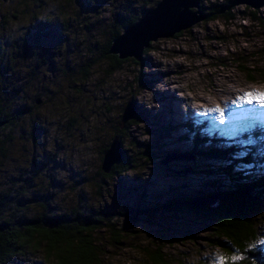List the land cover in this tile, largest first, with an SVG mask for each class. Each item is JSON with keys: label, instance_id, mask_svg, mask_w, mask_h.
<instances>
[{"label": "rangeland", "instance_id": "374dc122", "mask_svg": "<svg viewBox=\"0 0 264 264\" xmlns=\"http://www.w3.org/2000/svg\"><path fill=\"white\" fill-rule=\"evenodd\" d=\"M154 1L91 0L90 5L85 0H0V42L9 67H15V78L33 63L32 57L15 53V43L21 48L26 31L37 32V42L29 43L38 45L44 57V64L37 67L44 79L19 90L27 103L36 92L42 100L28 106V113L15 125L9 156L0 160L4 188L12 186L14 176L15 187L32 177L19 198L23 203L32 192L38 196L49 192L63 210L77 200L96 209L131 210L142 201L132 187L142 184L143 201L152 205L176 194L179 184L191 188L202 179L207 161L188 159V138H178L184 130L182 122H190L202 135L235 140L250 123H264V110L247 112L233 103L245 92H264V82L249 79L245 71L260 62L264 3L257 8L230 5L224 9L230 17H201L176 36L150 40L140 60L129 57L117 68L111 66L101 49L114 14L138 15ZM222 1L198 0L197 6L207 14L213 3ZM129 98L134 120L126 124L132 117L122 122L119 116ZM217 107L225 112L224 124L219 113L205 115ZM116 133L134 163L119 174L104 176L100 188H94L91 179L99 178L100 149ZM33 209L35 205L28 203V215ZM114 220L118 235L111 232L117 242L106 228L93 234L103 251L101 264H146L148 253L161 252L170 264H216V256L222 254L205 238L207 229L201 226H193V238L179 239L181 231L175 229L182 217L157 214L153 224L140 218ZM25 259L50 264L40 250Z\"/></svg>", "mask_w": 264, "mask_h": 264}, {"label": "trees", "instance_id": "16d2710c", "mask_svg": "<svg viewBox=\"0 0 264 264\" xmlns=\"http://www.w3.org/2000/svg\"><path fill=\"white\" fill-rule=\"evenodd\" d=\"M227 1L213 3L210 11L206 12V18L218 15L230 17L228 10L215 12ZM85 3L92 4L91 0H85ZM148 7L143 8L138 15L122 17L120 14H114L112 29L101 49V53L110 58L111 66L117 68L118 64L129 57L134 59L131 56L119 58L116 54L106 52L112 38L133 24ZM10 16L14 17V14L11 13ZM2 21H7V18L2 17ZM179 33L180 30L173 36ZM1 42L0 121L3 122L0 123V160L9 156L11 146L15 142V125L28 113V106L37 104L40 98L37 94L39 92L32 95L30 103L21 98V85L15 84V67H9V58L3 56L5 52ZM150 43L151 41L142 49L143 53L149 50ZM258 56L259 64H252L246 67L245 71L249 79L264 82V45L258 50ZM141 57L142 55L139 60ZM131 117L130 120H125L126 124L134 120V114ZM181 125L184 130L178 138H188L187 153L191 155L188 159L192 162L207 161L202 165V179L194 184L195 187L190 188L186 183L182 185L185 189L179 188L181 184L179 187L175 186L177 188L173 192L176 194L169 191L170 196L152 205L143 201L145 194L140 189L142 184L132 187L136 189V195L142 201L138 207L131 210L107 207L96 209L82 206L79 200L72 208L63 210L56 205L53 194L49 192L39 196L32 192L31 197L24 203L19 200L21 195L27 192L26 186L31 184L32 177L19 182V187H15V176L11 180L12 186L6 188L0 181V264H36L25 259V256L34 250H40L42 258L47 259L50 264H101L103 251L93 238L96 230L106 228L113 241L117 242L118 237L112 234L115 232L118 235L114 230L116 216L125 217L130 222L140 218L153 224L157 214L184 219L176 224L175 230L181 231L179 239L193 238V226H201L207 229L205 238L218 246L223 255L233 254L235 249H240L239 254L245 258V264H264V243H258L264 240V123H250L236 140L202 135L199 129H194L188 121L182 122ZM114 135L120 144L119 135ZM106 148V145L103 146L100 154ZM99 157H102V154ZM133 163V156H127L120 145L119 157L107 172H104L99 164L96 172L99 178L94 176L91 179L93 187L100 188L99 182L104 176L113 172L119 174ZM28 203L35 205L36 210L33 209L31 215H28ZM250 244L255 246L249 247ZM145 262L170 264L162 252L159 255L148 253Z\"/></svg>", "mask_w": 264, "mask_h": 264}, {"label": "water", "instance_id": "95a60500", "mask_svg": "<svg viewBox=\"0 0 264 264\" xmlns=\"http://www.w3.org/2000/svg\"><path fill=\"white\" fill-rule=\"evenodd\" d=\"M197 2L198 0H157L133 24L125 27L116 37L112 38L106 53L116 54L119 58L131 56L139 60L142 49L148 45L150 40L159 36H171L208 15L200 11ZM236 3H244L257 8L264 3V0H228L215 12H221ZM192 7H195V10ZM131 101L129 98L122 107L120 114L122 122L134 113ZM119 153L120 144L117 136L114 135L102 153L100 167L104 172H107L110 165L118 159Z\"/></svg>", "mask_w": 264, "mask_h": 264}, {"label": "snow or ice", "instance_id": "6c2138e0", "mask_svg": "<svg viewBox=\"0 0 264 264\" xmlns=\"http://www.w3.org/2000/svg\"><path fill=\"white\" fill-rule=\"evenodd\" d=\"M235 106L243 111L252 112L255 109L264 110V92L262 91H249L245 92L242 97H238L237 101L233 102ZM245 106H250L245 108ZM210 113H219V122L221 124L225 123V112L221 108L217 107L215 109H209L205 115ZM231 119V117H229ZM242 131L244 129H241ZM258 243H264V240L258 241ZM254 244H250L249 247H254ZM240 249H235L233 254L229 255H217L216 264H245V258L241 256Z\"/></svg>", "mask_w": 264, "mask_h": 264}, {"label": "flooded vegetation", "instance_id": "af4514ba", "mask_svg": "<svg viewBox=\"0 0 264 264\" xmlns=\"http://www.w3.org/2000/svg\"><path fill=\"white\" fill-rule=\"evenodd\" d=\"M37 32L35 31H26L24 33V39L22 42V46L21 48H19V45L17 43H15V53L16 54H22L32 57L33 58V63L32 66L29 64L26 66V69L24 70V73L15 78V84L16 85H30V84H36V82L34 81H39L40 79H44V73L41 72V74H38V69L37 67H39V69L41 68V64L44 63V57L40 54L39 51V46L38 45H33L30 42V40L32 39L35 43L37 42V37L39 36ZM17 48V49H16ZM20 49V50H19ZM25 56H21V58L25 57ZM42 71V70H41ZM22 88V86H21ZM18 90V89H17ZM40 98H38L37 100V104L42 100L41 96H39ZM36 105V104H35Z\"/></svg>", "mask_w": 264, "mask_h": 264}, {"label": "bare ground", "instance_id": "6f19581e", "mask_svg": "<svg viewBox=\"0 0 264 264\" xmlns=\"http://www.w3.org/2000/svg\"><path fill=\"white\" fill-rule=\"evenodd\" d=\"M142 58V57H141Z\"/></svg>", "mask_w": 264, "mask_h": 264}]
</instances>
